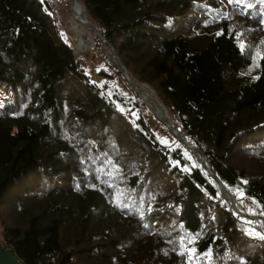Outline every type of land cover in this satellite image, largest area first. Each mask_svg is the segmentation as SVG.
<instances>
[{"label": "trees", "instance_id": "1", "mask_svg": "<svg viewBox=\"0 0 264 264\" xmlns=\"http://www.w3.org/2000/svg\"><path fill=\"white\" fill-rule=\"evenodd\" d=\"M78 1L100 82L48 0H0V241L22 264H264V0Z\"/></svg>", "mask_w": 264, "mask_h": 264}, {"label": "water", "instance_id": "2", "mask_svg": "<svg viewBox=\"0 0 264 264\" xmlns=\"http://www.w3.org/2000/svg\"><path fill=\"white\" fill-rule=\"evenodd\" d=\"M77 2L80 3L78 0H69V10H71L70 5L72 2ZM83 7V6H82ZM82 21L84 25L89 28L93 34L98 37L103 43H105L104 37L99 35L97 30L94 28V26L85 18L82 17ZM91 38V37H90ZM92 43V39H91ZM113 57L115 58V62L121 71V74L125 81L128 83V85L131 87V89L140 97V99L149 107V109L154 113L157 119H159L164 126L169 130L171 135L180 141L191 153L197 154V150L190 144H188L181 136L179 129L177 127H172L170 125V117L167 114L165 108L163 107L162 103L160 100L152 93V90L144 83H139L136 80L132 79L130 75L128 74L126 68L120 63L119 59L117 58L116 54L110 48ZM198 161L204 166L205 170L207 173L214 179V181L218 185V189L220 191V197L226 201L229 204V207L235 211L239 212L234 204L233 197L231 193H229L224 186L217 180L215 175L212 173L211 169L209 166L204 164L203 157L200 156ZM241 215L248 217L244 212H239ZM254 220H260L262 222V227L264 228V221L261 220L260 217L258 216H252L251 217ZM264 232V229H263ZM0 264H22L17 257L14 255L13 251L11 250L10 247L5 246L1 241H0Z\"/></svg>", "mask_w": 264, "mask_h": 264}, {"label": "rangeland", "instance_id": "3", "mask_svg": "<svg viewBox=\"0 0 264 264\" xmlns=\"http://www.w3.org/2000/svg\"><path fill=\"white\" fill-rule=\"evenodd\" d=\"M56 1L53 5L52 4L50 5H51L52 10L57 14V18L60 24L59 26L63 29L62 31L63 35L69 38L74 55H76L77 59L79 60L82 67L84 68L85 72L89 75V78L93 82H100L101 77L98 75V69H99L100 64L91 55L92 43L90 44L91 47H89L84 52L78 51L75 46L73 32H72L73 29L72 27L69 26V23L67 22V20L71 16V10H69V5H68L69 0H56ZM70 8H71V5H70ZM85 28L87 29V27ZM87 35L89 36L88 32H87ZM4 92H5V87H3L2 84H0V95ZM146 121H147L149 129H151L155 133V136L157 137L159 141L166 140L167 141L166 145H170L171 143H173V139L171 138L167 130L162 125L158 124L156 121L148 117L146 118Z\"/></svg>", "mask_w": 264, "mask_h": 264}, {"label": "bare ground", "instance_id": "4", "mask_svg": "<svg viewBox=\"0 0 264 264\" xmlns=\"http://www.w3.org/2000/svg\"><path fill=\"white\" fill-rule=\"evenodd\" d=\"M50 2L52 0H49ZM56 1V0H55ZM57 2V1H56ZM82 17H85V11L81 3L72 2L71 4V16L67 20L69 26L72 27L74 43L78 51H86L91 44V39L87 35V29L82 21ZM87 19V18H86ZM164 107V106H163ZM166 110V109H165Z\"/></svg>", "mask_w": 264, "mask_h": 264}, {"label": "snow or ice", "instance_id": "5", "mask_svg": "<svg viewBox=\"0 0 264 264\" xmlns=\"http://www.w3.org/2000/svg\"><path fill=\"white\" fill-rule=\"evenodd\" d=\"M227 2L229 4H234L235 3V4H238L239 5V4L244 3V0H227ZM247 6L248 7H251L252 5L249 4ZM240 47L243 50L244 45L241 43ZM258 55H259V53H258ZM260 58L261 59H264V56H261ZM161 143L167 144V141L166 140H162ZM185 155H187V153H185ZM177 163H179V162H177ZM185 170H188V169L185 168ZM244 183H247V181H244ZM243 195H244L243 192H240V196L243 197ZM261 215H264V212H261ZM252 234H255L257 236H260L261 239H264V236L260 235L259 233H252ZM189 242L190 243H193L194 241L190 240ZM196 251L197 250L195 248L187 249V252H188V255H189V260H191L195 256ZM210 254H211L210 252H208V253H202V255H204V256H210ZM181 255H184V253L182 252Z\"/></svg>", "mask_w": 264, "mask_h": 264}, {"label": "built area", "instance_id": "6", "mask_svg": "<svg viewBox=\"0 0 264 264\" xmlns=\"http://www.w3.org/2000/svg\"><path fill=\"white\" fill-rule=\"evenodd\" d=\"M49 1V0H48ZM50 2V1H49ZM55 3V0H52L51 2H50V4H54ZM73 54H74V52H73ZM3 87H4V85H3Z\"/></svg>", "mask_w": 264, "mask_h": 264}]
</instances>
